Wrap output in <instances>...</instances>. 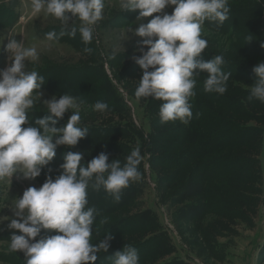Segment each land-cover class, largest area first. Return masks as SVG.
<instances>
[{"label":"rangeland","instance_id":"1","mask_svg":"<svg viewBox=\"0 0 264 264\" xmlns=\"http://www.w3.org/2000/svg\"><path fill=\"white\" fill-rule=\"evenodd\" d=\"M229 5V19L222 26L205 21L202 36L208 47L202 57L210 61L222 55L241 65L237 72L244 78L230 76L227 92L234 93L247 111L217 104L218 94L204 91L209 74L202 72L190 99L193 117L185 124L161 123L163 101L135 97L143 69L133 56L142 57L139 49L145 38L132 28L161 14L138 19L140 10H122L119 0H105L104 18L92 43L85 45L79 31L75 37L49 42L45 34L62 28L58 19L43 12L32 16L30 0H0V79L12 63L7 51L12 39L35 46L38 60L25 64L42 75L45 84L29 114L33 126L36 118L51 115L45 100L69 94L84 102L79 109L81 126L89 129L75 147L59 146L39 177L17 174L0 181V264H26L23 252L9 251L11 236L22 235L8 227L17 219L12 206L29 187L39 189L48 176L54 180L60 175L67 152L83 153L85 166L102 152L109 155V163L120 159L123 165L136 148L143 157L138 166L141 177L122 190L118 202L103 187L88 189V196L105 199L102 209L97 201H89L88 206L97 210L92 243L109 233L113 237L109 251L101 252L95 264H112L110 257L127 246L138 250L140 264H264V102L248 99L256 78L253 68L264 62V0H229ZM174 7L164 11L172 14ZM85 47L92 52L85 53ZM222 70L230 73L227 67ZM98 101L106 102L108 109L94 110ZM217 111L248 127L250 138L239 148L213 147L207 134L202 151H194L190 141L205 134L203 125L221 122ZM71 115L65 113L57 127H64ZM57 234L61 233L42 229L33 242Z\"/></svg>","mask_w":264,"mask_h":264},{"label":"clouds","instance_id":"2","mask_svg":"<svg viewBox=\"0 0 264 264\" xmlns=\"http://www.w3.org/2000/svg\"><path fill=\"white\" fill-rule=\"evenodd\" d=\"M119 4L122 10H140L138 19L161 14L132 28L135 35L145 38L139 49L142 57L133 56L143 69L135 97L163 101L161 123L190 122L193 117L190 99L196 95V77L202 72L209 74L204 91L218 94L227 91L231 73L222 70L224 57L215 55L210 61L202 57L208 47L202 28L205 21L222 26L229 19V0H119ZM170 5L175 6L172 14L164 11ZM104 8L105 0H30L29 11L34 17L43 12L61 22L59 33L45 34L47 41L59 42L61 37H75L79 31L82 42L88 45L104 18ZM73 17L75 20L70 23ZM76 20L80 21L79 26L75 25ZM248 39L251 41V37ZM7 51L12 63L0 79V181L12 180L17 174L35 179L54 160L59 146L75 147L87 136L89 129L81 126L79 111L84 102L69 94L45 100L46 112L51 115L36 118L33 126L29 114L35 108L36 98L41 97L45 79L37 71H30L25 61L38 60L37 48L12 39ZM83 51L91 53L92 49L85 47ZM253 71L256 78L248 99L264 102V62ZM93 107L103 112L108 104L98 101ZM69 111L72 115L66 125L57 127ZM83 157L81 152H67L60 175L54 180L48 176L39 189L29 187L22 198L15 200L12 208L17 219H11L8 227L22 235L11 236L9 251L23 252L26 264H95L101 252L109 251L113 239L110 233L92 243L97 210L88 206V189L103 187L118 202L122 190L140 179L138 166L143 157L139 148L125 158L123 165L120 159L109 163V155L104 152L86 166ZM42 229H54L61 234L33 242ZM110 259L112 264H140L138 250L132 246L124 247Z\"/></svg>","mask_w":264,"mask_h":264},{"label":"trees","instance_id":"3","mask_svg":"<svg viewBox=\"0 0 264 264\" xmlns=\"http://www.w3.org/2000/svg\"><path fill=\"white\" fill-rule=\"evenodd\" d=\"M224 68L227 67L228 71L231 73V77L234 78L235 76L237 78L243 79L244 77H240L239 73L237 72L238 68H240V64L238 63L236 65L235 62L232 61H225V63L222 65ZM254 72V71H253ZM243 74V73H242ZM244 75V74H243ZM242 92H245L244 90L241 89ZM218 94V93H217ZM218 98L215 99L217 101V104L219 105H224L226 104L230 110L232 111H237L241 112L240 110L247 111V108L244 107L242 102L239 100L238 97L234 95V93H228L227 91L224 94H218ZM249 97V95H248ZM225 99H228L225 101ZM251 101V100H250ZM202 107V106H201ZM207 108V106H206ZM205 108V109H206ZM248 115V113H247ZM247 115L245 116V119L248 118ZM224 115H220L219 112L217 111L216 118L220 120L221 122H218L216 125H207L210 129L206 126L205 134L204 132H201L199 136H194L192 137L190 141V145L193 147L194 151L201 152L204 146V139H206V136H210L211 139H208L209 142L214 146L218 145H227L229 148H239L248 141L250 138V135L247 133L248 132V127L239 125L237 122L231 120L224 119ZM249 116V115H248ZM215 125V126H214ZM224 127V128H223ZM208 132H213L211 135ZM246 132V133H245ZM101 197V196H100ZM98 197V199H95L94 197L88 196V200H95L97 201L96 203L99 205L100 209L103 208V205L105 203V199ZM91 204V203H90Z\"/></svg>","mask_w":264,"mask_h":264}]
</instances>
